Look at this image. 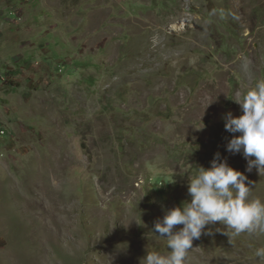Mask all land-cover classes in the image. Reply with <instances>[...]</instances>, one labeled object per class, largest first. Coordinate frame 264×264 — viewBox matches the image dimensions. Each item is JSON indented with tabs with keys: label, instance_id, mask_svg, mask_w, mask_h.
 I'll return each mask as SVG.
<instances>
[{
	"label": "rangeland",
	"instance_id": "1",
	"mask_svg": "<svg viewBox=\"0 0 264 264\" xmlns=\"http://www.w3.org/2000/svg\"><path fill=\"white\" fill-rule=\"evenodd\" d=\"M260 80L264 0H0V264L170 254L154 223L217 152L264 202L223 120ZM223 227L185 264H264Z\"/></svg>",
	"mask_w": 264,
	"mask_h": 264
},
{
	"label": "clouds",
	"instance_id": "2",
	"mask_svg": "<svg viewBox=\"0 0 264 264\" xmlns=\"http://www.w3.org/2000/svg\"><path fill=\"white\" fill-rule=\"evenodd\" d=\"M240 106L241 115L231 112L224 115L225 131L233 134L225 145L230 154H241L246 160L245 171L256 169L264 174V80L257 81L254 88L232 99ZM202 129V128H201ZM251 182L244 172L234 169L214 154L210 167H199L194 178L188 179L187 192L190 200L167 209L162 218L154 223L152 232L166 239L170 254L161 255L147 251L140 264H185L194 239H199L208 225L219 222L223 228L217 232L229 237L241 233L249 235L264 233V202L250 199ZM182 225L180 228L176 226ZM231 243V238L229 237ZM255 256L264 260V247L257 248Z\"/></svg>",
	"mask_w": 264,
	"mask_h": 264
},
{
	"label": "built area",
	"instance_id": "3",
	"mask_svg": "<svg viewBox=\"0 0 264 264\" xmlns=\"http://www.w3.org/2000/svg\"><path fill=\"white\" fill-rule=\"evenodd\" d=\"M6 132H5V130H2V134H5Z\"/></svg>",
	"mask_w": 264,
	"mask_h": 264
}]
</instances>
